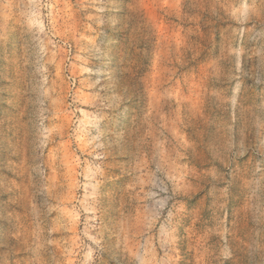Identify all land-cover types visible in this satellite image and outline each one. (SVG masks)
<instances>
[{
	"label": "rangeland",
	"instance_id": "374dc122",
	"mask_svg": "<svg viewBox=\"0 0 264 264\" xmlns=\"http://www.w3.org/2000/svg\"><path fill=\"white\" fill-rule=\"evenodd\" d=\"M0 264H264V0H0Z\"/></svg>",
	"mask_w": 264,
	"mask_h": 264
}]
</instances>
